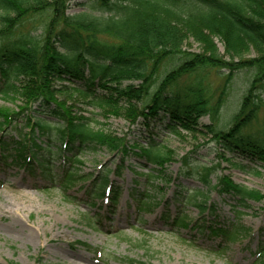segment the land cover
I'll list each match as a JSON object with an SVG mask.
<instances>
[{
	"label": "trees",
	"instance_id": "1",
	"mask_svg": "<svg viewBox=\"0 0 264 264\" xmlns=\"http://www.w3.org/2000/svg\"><path fill=\"white\" fill-rule=\"evenodd\" d=\"M72 1L0 0V92H12L23 101L16 111L0 107L2 161L67 187L83 176L73 173L72 167L56 172L59 157L73 165L84 151L99 146L127 155L131 146L125 138L91 128L90 119L75 115L73 101L59 97L69 91L68 82L70 90L86 97L89 105L115 114L122 111L131 124L143 120L148 127L164 119L171 133L203 130L223 152L264 166V0L81 2L99 15L69 14ZM190 40L198 44L197 50L188 47ZM212 71L223 79L215 88L208 81ZM242 71L249 73L247 87L238 111L223 128L217 124L221 95L228 93ZM205 116L210 118L208 124L201 123ZM22 122L27 131L20 127ZM8 129L16 139L15 135L4 138ZM135 146L156 166L147 183L172 181L165 173L174 158L172 149L153 139ZM179 160V174L199 179L228 197L236 219L218 226L203 216L193 223L183 211L172 217L166 210L165 221L178 229H208L209 234L221 236L219 246L247 236L250 229L238 219L251 201L262 200L264 194L223 173H216L212 184L215 166L196 165L187 154ZM121 170L117 164L115 173ZM111 172L108 168L92 180L87 191L93 199L118 200L120 189L108 187ZM149 189V185L144 190L135 186L131 191L140 214L152 211L155 204ZM200 194L196 191L185 201L201 215L217 217L216 204L198 200ZM256 255L264 261V240Z\"/></svg>",
	"mask_w": 264,
	"mask_h": 264
},
{
	"label": "rangeland",
	"instance_id": "2",
	"mask_svg": "<svg viewBox=\"0 0 264 264\" xmlns=\"http://www.w3.org/2000/svg\"><path fill=\"white\" fill-rule=\"evenodd\" d=\"M84 1L73 0L68 13L88 11L99 15L89 5H81ZM188 47L197 50L198 44L190 40ZM248 74L242 71L235 75L228 93L221 95L223 105L217 124L223 128L229 125L239 109ZM222 80V75L214 71L208 78L213 88ZM65 85L69 91L59 97L75 103L76 116L90 119V127L95 130L125 138L131 148L124 156V153L99 146L96 150L84 151L73 165L66 157H59L56 172L62 173V169L72 167L73 173L83 176L67 187L61 186L59 181L50 182L39 172L33 174L0 159V264H264L256 255L259 243L264 240V198L251 201V207L244 209L245 212L237 218L250 229L248 235L222 246H219L221 236L209 234L208 229L203 232L193 228L178 229L162 217L166 210L172 217L183 211L193 223L205 216L204 220L218 226L236 219L228 197L199 179L179 174L181 156L187 154L190 162L196 165L215 166L212 184L217 181L216 173H223L234 182L257 189L262 194L263 165L223 152L211 140V134L203 130L193 133L181 129L178 134L171 133L165 128L164 119L154 120L148 127L143 120L131 124L124 112L115 114L89 105L86 97L70 90L72 84L65 82ZM214 97H218V92ZM22 104L18 95L0 92V107L16 111ZM209 122L208 116L201 120L202 124ZM20 127L24 131L28 129L23 122ZM10 135L15 132L8 129L4 138L8 139ZM150 139L172 149L174 158L165 168L167 178L172 181L146 182L148 175L156 173V166L139 155L135 144L146 145ZM117 164L122 165L120 174L114 171ZM108 168L112 170L108 187L120 189L115 203L106 197L93 199L87 191L92 180ZM148 185L155 204L152 211L140 214L131 191L135 186L144 190ZM196 191L203 193L197 196L198 200L207 199L208 203L216 204L217 217L207 212L201 215L192 202L185 201ZM17 212L27 226L38 230L35 240L26 242L20 232L3 228ZM49 249L55 250L56 254H51ZM66 252H83L88 260L73 258Z\"/></svg>",
	"mask_w": 264,
	"mask_h": 264
},
{
	"label": "bare ground",
	"instance_id": "3",
	"mask_svg": "<svg viewBox=\"0 0 264 264\" xmlns=\"http://www.w3.org/2000/svg\"><path fill=\"white\" fill-rule=\"evenodd\" d=\"M25 190L27 191L26 188ZM20 215L21 214H19L18 212L12 215L8 223L6 225H3V228L5 230L20 232V235L23 237L24 240H26V242L30 240H35L34 238L37 237L39 234L38 230L37 229L33 230L32 228H30V226H27L25 222L22 220V217ZM50 253L56 254L55 250L54 251L50 250ZM66 253L70 256H73V258H76V259H82L83 261L88 260L87 256L83 252L82 253L81 252L80 253L79 252H66ZM63 255H66V254H63ZM75 264H80V263H75Z\"/></svg>",
	"mask_w": 264,
	"mask_h": 264
}]
</instances>
